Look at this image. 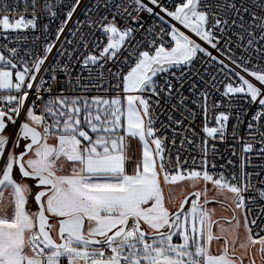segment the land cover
Returning <instances> with one entry per match:
<instances>
[{
	"label": "snow or ice",
	"instance_id": "1",
	"mask_svg": "<svg viewBox=\"0 0 264 264\" xmlns=\"http://www.w3.org/2000/svg\"><path fill=\"white\" fill-rule=\"evenodd\" d=\"M0 264H264V0H0Z\"/></svg>",
	"mask_w": 264,
	"mask_h": 264
},
{
	"label": "built area",
	"instance_id": "2",
	"mask_svg": "<svg viewBox=\"0 0 264 264\" xmlns=\"http://www.w3.org/2000/svg\"><path fill=\"white\" fill-rule=\"evenodd\" d=\"M90 94H94V93H90ZM220 147L223 149L224 145L221 144ZM174 154H175V153H173V155H174ZM222 162H223V161H220L219 159H217V163H222Z\"/></svg>",
	"mask_w": 264,
	"mask_h": 264
},
{
	"label": "rangeland",
	"instance_id": "3",
	"mask_svg": "<svg viewBox=\"0 0 264 264\" xmlns=\"http://www.w3.org/2000/svg\"><path fill=\"white\" fill-rule=\"evenodd\" d=\"M134 144H135V141L133 142ZM131 170V169H130ZM166 191V194H167V190H165ZM241 235H243V232L241 233Z\"/></svg>",
	"mask_w": 264,
	"mask_h": 264
}]
</instances>
